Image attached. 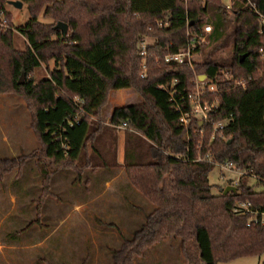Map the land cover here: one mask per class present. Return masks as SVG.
<instances>
[{
    "label": "trees",
    "instance_id": "obj_1",
    "mask_svg": "<svg viewBox=\"0 0 264 264\" xmlns=\"http://www.w3.org/2000/svg\"><path fill=\"white\" fill-rule=\"evenodd\" d=\"M8 1L0 0V9L5 10ZM22 1L29 17L16 31L25 38V48H13L12 29H0V52L6 54L7 68L6 76L0 74V93L13 92L28 100L39 148L27 157L35 158L43 181L58 169L76 167L83 157L89 164L101 159L99 138L125 123L124 173L153 208L134 234L138 250L173 237L179 239L186 264L263 254L264 225L249 222L247 214H235L232 208L249 201L264 209V30L259 31L264 0ZM43 6L44 15L55 23L38 20ZM229 12L234 36L229 64L210 57L191 64L164 61L166 54L202 35L207 24L212 28L210 42L219 40ZM57 22L67 25L66 33L55 28ZM144 37L153 40L141 77L139 44ZM50 60L53 67H47V75L34 79V70ZM203 75L216 84L203 99L217 106L206 122L189 115L183 126L181 112H190L188 96L196 77ZM240 81L243 84L236 83ZM166 85H172L174 98L163 88ZM128 88L141 100L115 107L104 124L100 114L110 91ZM219 121L224 122L222 128L215 127ZM198 144L202 153L210 150L211 161L194 160ZM186 145L189 160L182 157ZM25 159L0 158V180ZM227 161L243 176L254 177L263 190L240 179L234 190L224 193L221 188L214 194L208 174L215 163ZM85 166H77L78 177Z\"/></svg>",
    "mask_w": 264,
    "mask_h": 264
},
{
    "label": "rangeland",
    "instance_id": "obj_2",
    "mask_svg": "<svg viewBox=\"0 0 264 264\" xmlns=\"http://www.w3.org/2000/svg\"><path fill=\"white\" fill-rule=\"evenodd\" d=\"M222 1L230 3V0ZM4 8L13 24V48L24 49L26 40L16 28L29 17L27 5L22 1V7L15 8L6 3ZM44 8H41L38 20L55 23L54 18L44 15ZM228 20L223 36L215 42H210L207 36L200 49L193 52V61H203L206 57L224 64L232 61L234 36L230 12ZM143 40L152 42L153 39L144 37ZM3 52L2 49L0 74L4 77L7 68ZM47 67H53L52 60L48 66L42 64L35 69L33 78L47 75ZM140 100V95L133 88L111 90L106 105L101 109L102 122L106 123L116 105ZM30 124L28 100L13 92H1L0 158L26 159L21 160L19 169L5 174L0 180V264H186L178 238L159 240L143 250H138L133 241L135 232L145 221V215L153 208L136 190L122 189L128 182L122 165L121 140L128 139L124 129L115 126L112 133H103L97 143L102 158L91 159L89 164L88 161L83 163V157L77 166L83 164L88 167H82L81 177H78L77 166L63 167L50 174L44 182L35 158L27 157L39 148ZM49 169L52 170L51 167ZM87 176L90 177L88 184ZM236 178L238 174L235 171L224 170L217 165L208 174L214 194ZM241 182L253 185L256 191L263 190L252 176L244 175ZM45 185L46 190L43 191ZM263 259L264 253L217 261L216 264H260Z\"/></svg>",
    "mask_w": 264,
    "mask_h": 264
},
{
    "label": "built area",
    "instance_id": "obj_3",
    "mask_svg": "<svg viewBox=\"0 0 264 264\" xmlns=\"http://www.w3.org/2000/svg\"><path fill=\"white\" fill-rule=\"evenodd\" d=\"M254 8V6L252 5ZM261 20V27L260 32L264 30V17L260 16ZM0 29L1 30H8L13 29V26L10 24L8 17L6 16L5 10L0 9ZM212 28L211 25L207 24L203 27V34L197 37H194L191 41H189L184 47L179 49L174 53H168L164 56V61L166 62H175V63H187L191 64L193 62V52L194 49L200 45L202 42L205 41L206 36L211 32ZM149 42L142 40L139 44L140 55L142 56V64H141V73L140 76L144 77L146 74V52ZM203 78V79H202ZM237 84H243L242 81L236 82ZM166 91H168L171 98H174L175 91L172 89V85H166L163 87ZM216 84L213 82L211 78L197 76L195 80V87L191 94L188 96V102L190 104V112L183 113L180 110L179 105H177V110L181 112L180 121L183 126H187L189 123V115L197 118L200 120V123L206 122L208 120L209 112L217 106L216 102H209L203 99V95L205 94L206 90H215ZM224 126L223 121H219L215 124V127L222 128ZM116 127H120L125 129L126 124L123 123L122 125H118ZM201 145L198 144V148ZM186 154L185 160L191 159L190 156V148L189 145L185 146ZM179 156V155H178ZM195 161H211L212 154L210 150H207L205 153H202L200 148L197 151L196 155L193 157ZM215 165L219 166L224 170L235 171L238 174V178L234 181H230L229 185L236 186L239 183V180L243 176V172L240 170L235 169L234 164L231 161L223 162V163H215ZM232 211L235 214H247L248 220L251 223H258L260 225H264V209H260L256 206H253L251 202H239L236 203Z\"/></svg>",
    "mask_w": 264,
    "mask_h": 264
},
{
    "label": "water",
    "instance_id": "obj_4",
    "mask_svg": "<svg viewBox=\"0 0 264 264\" xmlns=\"http://www.w3.org/2000/svg\"><path fill=\"white\" fill-rule=\"evenodd\" d=\"M8 4L14 6L15 8H21L22 7V1L20 0H9L7 2ZM55 28L61 29L62 32L66 33L67 31V25L63 22H57V24L55 25ZM246 54H243L240 56V59H242ZM203 77H205L203 75ZM229 190H234V186L232 185H227L224 188V193L228 192Z\"/></svg>",
    "mask_w": 264,
    "mask_h": 264
},
{
    "label": "crops",
    "instance_id": "obj_5",
    "mask_svg": "<svg viewBox=\"0 0 264 264\" xmlns=\"http://www.w3.org/2000/svg\"><path fill=\"white\" fill-rule=\"evenodd\" d=\"M123 90V89H122ZM117 106H122V105H116L115 107H117ZM114 107V108H115ZM113 108V109H114ZM111 113H112V111L110 112V114H109V116L107 117V121H106V124L109 122V120H110V116H111ZM121 139H119V141H120ZM121 142H122V150H123V154H122V158H124V162H122V165H123V168H124V166H125V163H126V161H125V157H124V149H125V143H126V139L125 138H123L122 140H121ZM116 146H118V145H116ZM124 170V169H123ZM102 171H105V172H111V171H107V170H102ZM86 172H89L90 173V171H86ZM123 173H124V171H123ZM126 176V175H125ZM86 182H87V184L90 182V177L89 176H87V178H86ZM106 184H109V182H107L106 181ZM122 189L123 190H128V191H132V190H134L130 185H129V183L128 182H125V184L123 185V187H122Z\"/></svg>",
    "mask_w": 264,
    "mask_h": 264
}]
</instances>
